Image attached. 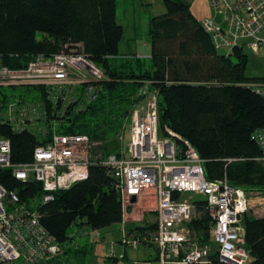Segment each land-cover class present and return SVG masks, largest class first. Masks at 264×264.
Here are the masks:
<instances>
[{
  "label": "trees",
  "instance_id": "16d2710c",
  "mask_svg": "<svg viewBox=\"0 0 264 264\" xmlns=\"http://www.w3.org/2000/svg\"><path fill=\"white\" fill-rule=\"evenodd\" d=\"M163 2L166 11L150 17L147 60L136 53L118 59L123 28L117 19V0H0L2 64L25 67L36 55L74 49L103 70V77L90 83L91 90H86L88 84L62 90L33 84L38 99L16 100L43 108L44 116L30 128L15 130L2 117L5 101L1 100L0 137L10 139L13 162L30 161L35 146L51 140L53 133L87 135L98 142L93 154L100 157L118 153L132 112L144 100L140 91L148 84L158 92L160 134L167 126L187 139L203 159L206 178H226L245 190L264 186V164L256 159L261 150L253 139L254 130L264 125V97L243 84L264 77L245 75L249 55L244 49L217 54L187 0ZM0 182L40 211L41 223L63 250L52 264H71L73 226L84 222L102 228L123 220L117 177L104 164H90L86 178L54 190L53 199L46 202L41 201L39 182H22L9 168L0 169ZM192 202L200 213L187 224L201 243H212L206 200L195 194ZM242 225L244 246L251 256L246 264H264V215L247 212ZM127 227L140 225L127 223ZM77 244L76 249L87 251L86 245ZM210 264L225 263L213 253Z\"/></svg>",
  "mask_w": 264,
  "mask_h": 264
},
{
  "label": "built area",
  "instance_id": "2783aa9c",
  "mask_svg": "<svg viewBox=\"0 0 264 264\" xmlns=\"http://www.w3.org/2000/svg\"><path fill=\"white\" fill-rule=\"evenodd\" d=\"M209 2L214 14L203 18L201 24L214 48L227 53L235 48L248 49L264 57V0ZM102 77V68L74 49L51 56L36 55L20 68L0 62V85L39 84L62 90L88 84L86 90H91L90 83ZM243 84L264 97V81L251 79ZM140 93L144 100L132 112L128 140L118 153L100 157L93 154L98 142L87 135L53 133L51 140L35 146L30 161L13 162L10 139L0 137V169L9 168L22 182H39L43 188L41 201L46 202L53 199L54 190L86 178L90 164L108 166L117 177L123 220L119 240L122 251L112 246L106 258L124 259L127 249L145 244L155 249L160 264H210L213 253L225 264H246L251 256L244 246L242 218L251 208L248 190L230 184L226 178H206L203 159L187 139L167 126L165 134H160L157 90L146 84ZM7 106L2 117L15 130L30 128L37 117L44 116L43 108L34 102L15 101ZM253 139L261 150L256 159L264 164V125L254 130ZM193 193L206 200L212 217V243H201L197 232L187 224L200 213L186 197ZM142 201L154 204V226L141 218L133 223L140 227L128 228L125 215L130 205ZM40 217V211L31 209L17 190L0 182V264H52L62 254L61 245ZM99 229L83 222L80 233H93L104 240ZM75 233L72 231V236Z\"/></svg>",
  "mask_w": 264,
  "mask_h": 264
},
{
  "label": "rangeland",
  "instance_id": "374dc122",
  "mask_svg": "<svg viewBox=\"0 0 264 264\" xmlns=\"http://www.w3.org/2000/svg\"><path fill=\"white\" fill-rule=\"evenodd\" d=\"M121 1L122 0H117V19L123 27L122 38L119 42L120 55H118V59L125 58V56L133 53L137 45L150 40V17L161 15L166 11L163 0H155L151 3H149L148 0H146V3L142 2V0H125L128 2V5L124 4L123 7L120 4ZM187 1L190 11L199 21L204 17L213 16L209 0ZM244 51L249 55L245 75L250 78L264 77V57L253 55L248 49H244ZM148 52H150V49ZM141 56L147 60L150 58V55L142 54ZM231 58L233 61L236 59L234 55H231ZM39 97V91L33 85H0V104L1 100L5 101V106L1 109L2 112L7 110V105L9 103L15 102L19 98L32 101ZM128 131L127 129L125 132V140L128 139ZM248 192L251 202L249 215H264V186L249 189ZM194 195L195 193L186 194V197L190 200ZM153 206L154 204H148V202L146 203L144 201L131 204L125 215L126 222L134 223L137 222L138 219L144 218L147 225L153 227V223H155V211L152 209ZM74 230L76 233L72 236L73 239L71 240L73 245L70 258L71 264H132L133 261L139 260H149L150 264H160V260L156 256L157 253L154 252L153 249H149L145 254L141 245L137 249H127V258L113 261L105 257L106 251L112 246L115 247L117 251H122V245L119 243L122 235L121 223H112L100 228L98 231L104 236V240L96 238L93 233L90 235H82L80 233V227L73 226L71 231ZM80 242L86 243L87 251H83L82 247L76 249L78 247L77 243ZM149 252L152 253V256H149Z\"/></svg>",
  "mask_w": 264,
  "mask_h": 264
},
{
  "label": "crops",
  "instance_id": "0c3cea01",
  "mask_svg": "<svg viewBox=\"0 0 264 264\" xmlns=\"http://www.w3.org/2000/svg\"><path fill=\"white\" fill-rule=\"evenodd\" d=\"M124 1H125V0H122V1L120 2V4L122 5V7H123L124 4H125V5H128V2H127V1L124 2ZM154 1H155V0H148L149 3L154 2ZM142 2L146 3L147 1H146V0H142ZM163 3H164V2H163ZM212 12H213V10H212ZM213 14H214V12H213ZM207 17H212V16L210 15V16H207ZM207 17H204V18H207ZM122 28H123V27H122ZM122 32H123V30H122ZM121 38H122V37H121ZM149 49H150V52H151V44H150V40H147V41H144L142 44L137 45V46L135 47L133 53H136L138 56H141L142 54H143V55H150V52H148ZM137 223H138V222H137ZM135 224H136V223H135ZM82 244H83V245H86V243H82ZM141 246H142V248H143L145 254L147 253V250H149V249H153L154 252H156L155 249H154L153 247H151V246H148V245H145V244H143V245H141ZM151 254H152V253L149 252V256H152ZM156 256H157V255H156ZM125 258H127V253H126V257H125Z\"/></svg>",
  "mask_w": 264,
  "mask_h": 264
},
{
  "label": "water",
  "instance_id": "95a60500",
  "mask_svg": "<svg viewBox=\"0 0 264 264\" xmlns=\"http://www.w3.org/2000/svg\"><path fill=\"white\" fill-rule=\"evenodd\" d=\"M217 54H219V55H227L228 53H227V51L225 49H218L217 50ZM132 201H135L134 197L132 198Z\"/></svg>",
  "mask_w": 264,
  "mask_h": 264
}]
</instances>
